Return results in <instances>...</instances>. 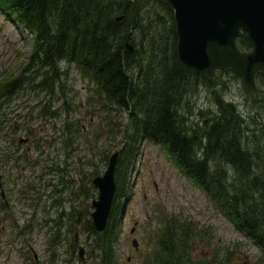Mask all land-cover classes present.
<instances>
[{
  "label": "trees",
  "instance_id": "obj_1",
  "mask_svg": "<svg viewBox=\"0 0 264 264\" xmlns=\"http://www.w3.org/2000/svg\"><path fill=\"white\" fill-rule=\"evenodd\" d=\"M0 8L33 37L31 54L21 64L20 74L0 78V105L37 79L49 93L63 91L65 62L88 82L85 101L93 103L92 112L105 126L116 128L121 137L115 200L102 236L87 220L88 231L96 236L94 248H99L100 264L116 263V205L123 200L119 191L126 187L144 141L166 150L208 201L257 247L264 264L263 74L256 76L258 93L250 94L261 122L252 118V123H247L220 103L216 113L199 122L201 127L188 126L181 115L182 100L191 92V86L214 81L190 70L178 59L173 11L163 0H0ZM118 16L122 17L116 20ZM160 33L165 34L163 39ZM127 39L134 46L131 53L124 47ZM237 44L241 49L251 47L246 38L238 39ZM143 53L148 61H143ZM225 73L238 77L230 69L218 72V76ZM57 110L47 109L54 116ZM124 113L127 116L123 121ZM112 115L119 120L113 121ZM5 119L0 113V135L7 124ZM72 125L78 126L77 122ZM17 131L16 128L12 133ZM92 173L95 171L88 177ZM159 223L162 224L155 231L145 264L231 261L227 248H215L210 257H193L192 252L204 248L210 237L202 229L195 230L189 221L165 216ZM221 252L225 253L222 257Z\"/></svg>",
  "mask_w": 264,
  "mask_h": 264
},
{
  "label": "rangeland",
  "instance_id": "obj_2",
  "mask_svg": "<svg viewBox=\"0 0 264 264\" xmlns=\"http://www.w3.org/2000/svg\"><path fill=\"white\" fill-rule=\"evenodd\" d=\"M159 36L163 39L165 34ZM32 47V35L0 8V78L11 73L18 76ZM146 56L142 54L143 61H148ZM62 66L63 91L49 93L37 79L0 105L7 122L0 135V189L4 192L3 196L0 192V264L98 263L96 236L87 229L91 202L98 193L90 180L103 173L110 154L120 148L121 137L92 112L93 103L85 101L88 82L72 65L63 62ZM213 81L191 86L182 100L181 115L188 126L201 127L199 122L216 113L225 100L236 105L235 113L245 122L262 121L239 77L225 73ZM47 109H58L57 114ZM112 116L113 121L119 120ZM20 137L28 141L17 143ZM127 181L119 191L123 200L116 205L115 264H145L155 231L162 224L159 221L165 216L189 221L210 237V246L192 252L196 259L210 257L215 248H227L226 254H231L228 264H262L257 247L208 201L163 147L144 141ZM79 245L85 248L83 263Z\"/></svg>",
  "mask_w": 264,
  "mask_h": 264
},
{
  "label": "water",
  "instance_id": "obj_3",
  "mask_svg": "<svg viewBox=\"0 0 264 264\" xmlns=\"http://www.w3.org/2000/svg\"><path fill=\"white\" fill-rule=\"evenodd\" d=\"M173 11L176 50L180 62L190 70L210 80L219 71L232 70L239 76L243 88L252 95L258 93L256 76L264 75V0H163ZM122 16L116 17V20ZM246 38L249 49H241L237 40ZM124 47L133 52L127 39ZM236 112V105L225 100ZM258 113H254V117ZM19 138L18 142H26ZM120 149L114 150L102 174L91 179L97 198L91 202V227L102 235L112 209L116 192L115 170ZM1 195H4L1 189ZM136 246V241L132 240ZM85 248L78 246V257L84 262Z\"/></svg>",
  "mask_w": 264,
  "mask_h": 264
},
{
  "label": "flooded vegetation",
  "instance_id": "obj_4",
  "mask_svg": "<svg viewBox=\"0 0 264 264\" xmlns=\"http://www.w3.org/2000/svg\"><path fill=\"white\" fill-rule=\"evenodd\" d=\"M150 235V234H149ZM154 237H155V234H154ZM151 238H152V235H151ZM153 240H154V238H153Z\"/></svg>",
  "mask_w": 264,
  "mask_h": 264
}]
</instances>
